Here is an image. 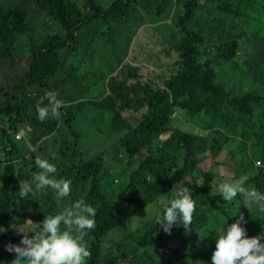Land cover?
I'll return each mask as SVG.
<instances>
[{
	"label": "trees",
	"instance_id": "1",
	"mask_svg": "<svg viewBox=\"0 0 264 264\" xmlns=\"http://www.w3.org/2000/svg\"><path fill=\"white\" fill-rule=\"evenodd\" d=\"M133 2L137 0H0V61L24 56L25 52L19 53L21 43L30 49L25 53V73L9 81L23 77L20 86L14 84L19 94L10 95L14 104L4 108L5 119L0 117L6 141L0 147V228L4 229L0 232V264L15 259L16 254L9 253L6 246L20 245V232L31 236L39 230L24 225L27 219L40 224L45 216H54L79 200L96 211L94 229L85 230L84 244L90 252L85 264H212L220 230L235 223L239 214L244 216L241 227L248 238L264 234V209L240 194L225 202L217 191L220 183L246 175L244 187L264 194V82L256 78L259 47L264 43V0H184L181 14L175 17L180 36L170 46L180 69L169 76L158 75L161 84L155 68L124 63L122 76L118 78L116 72L107 80V91L99 90V99L87 100L80 92L86 87L72 81L77 67H64L66 52H78L91 41L102 39L106 32L101 30H110L111 24L127 23L135 8ZM32 6L36 15H45L55 24L49 30L52 33L36 37L37 16L32 15ZM210 6L226 15L214 14L227 22L225 34L209 37L214 31L191 27L194 11L201 15ZM165 8L160 6L157 13ZM85 29L91 33L87 41L82 36ZM61 71L67 81H53ZM241 72L247 74V80ZM49 91L63 98L64 104L59 118L49 114L41 122L36 106ZM47 104L45 99L40 106ZM92 106L97 107L96 114L84 115ZM175 110L185 113L207 135L174 127ZM100 113L114 132L113 159L126 169L125 175L109 186L105 182L112 171L106 162L108 149L91 157L79 144L81 133L73 127L82 116L92 114L89 124L94 129ZM26 124L33 125L40 138L56 134L50 141L58 144V150L44 155L42 146L34 151L25 140H16L15 132ZM13 138L23 144L17 147ZM224 149L232 160H215V165H228L232 176L201 168L203 160L215 159ZM37 157L56 167V173L51 174L56 179L71 181L68 197H56L51 188L29 194L27 199L18 196L19 181L31 183L33 173L41 171L35 164ZM189 182L196 210L190 231L179 222L171 229L177 236L190 233L174 248L167 244L170 235L160 229L157 218L173 199L180 198ZM127 226L132 227L123 230ZM149 250L162 254L149 255V260L141 262L140 257Z\"/></svg>",
	"mask_w": 264,
	"mask_h": 264
},
{
	"label": "rangeland",
	"instance_id": "2",
	"mask_svg": "<svg viewBox=\"0 0 264 264\" xmlns=\"http://www.w3.org/2000/svg\"><path fill=\"white\" fill-rule=\"evenodd\" d=\"M104 1L108 2L110 0H100L101 3ZM80 2H83V0H80ZM13 4H16V2ZM183 4L184 0H144L141 2L140 0H137V2L132 3V6L136 9L132 7L133 11L130 12L129 20H126L127 23L124 22L123 25L118 23L111 24L110 30H108V28H103L101 30L106 32V35L103 36L102 39L91 41L89 45L86 44L84 47L80 48L78 52L72 51L71 49L66 52L67 55L65 57L64 65L67 70L73 65L74 67H77L76 70L72 71V81H76L78 87H86V90L84 88L80 89L81 96L87 100L96 101L99 99V90L103 93L107 91L108 78L118 71L120 74L124 63L134 64L140 69H147L149 67L155 68L157 71L156 76L161 84L162 78L159 77L160 75L169 76L173 72L176 73L180 69L179 65H177L178 56L170 46L171 43H174L175 39L180 36L179 28L175 24V17L181 14ZM162 5L166 7L165 10L163 9L164 11L162 10V13H157V9ZM31 10L32 15L37 16V18H35L36 28L34 32L36 37L52 33L53 31L49 30L50 28L55 27V24L45 15H36L34 6L31 7ZM215 13H221V11L215 6L207 7L201 15L199 13L196 15L195 10L191 27L194 29L214 31L208 35L209 37L213 33H219V35L225 34L228 31V24L223 21L220 16H215ZM221 15L226 17V15H223L222 13ZM40 27L46 30L43 31L39 29ZM88 32L87 29L83 30L82 36L85 41L89 40L91 37ZM173 32L175 33V37L172 36ZM214 39L209 40V44L213 43ZM18 47L20 51L19 53H26L30 50L23 45V43ZM259 48L260 53L257 56V60L260 61V63L256 72V78L261 82H264V43L261 44ZM25 53L23 54L24 56L18 55L19 57H15L12 61H0V117L3 119H5L4 108L10 104H14L10 95L19 94V89H15L14 84L20 86L23 77L17 79L13 83H10L9 81H13L14 75L22 76L25 73L24 68L27 66V56ZM123 68L124 72H127L125 67ZM62 72L63 71H61L53 81H67ZM241 74L244 76L245 80L248 79L247 74H243V72H241ZM120 76H122V74H120L118 78H120ZM89 112L96 114L97 107H89L84 115ZM90 117H92V114L85 118L82 116L73 124V127L78 129L77 132L81 133L82 137L79 140V144L87 149V152L91 157L96 153L98 154L99 152L108 149L106 162L108 167H111L112 171L106 176L105 182L108 183L109 186L113 184L114 180L117 181L122 175H125L126 169L121 167L122 163L120 165L118 162L119 160L113 159L112 154L116 150L115 145L111 144L114 138V132L111 131L106 116L100 113V116L96 117V123L98 125L94 129L90 128ZM172 125L184 131L192 132L195 129L199 135H207V132L197 127L193 121H189L186 114L183 112L177 114L176 118L172 121ZM64 128L65 126H63V129ZM101 128L108 131L102 133L99 131ZM24 140L27 142L26 138ZM14 143L17 147H20L23 144V142H17L15 139ZM4 145H6V141L2 136L0 128V147L2 148ZM228 151L229 150L224 149L215 159L210 158L208 160H203L200 163L201 168L203 170H215L225 176H232L231 168L228 165H215L216 161L222 162L224 160H232V155L229 154ZM1 160L2 158L0 157V162ZM54 162L56 164V157ZM27 172H29V170H23V173ZM188 181H190V179L184 183L186 184ZM191 185L192 182H189L187 188L191 189ZM45 204L47 205V203ZM55 205L59 206L57 203H55ZM34 208H37L36 203ZM38 211L40 213L45 212L41 209H38ZM130 227L132 226H127L123 230H129ZM210 231H212V227H210ZM168 235L170 236L167 244L177 248L180 242L187 238L190 233H183L180 236H177L176 233L171 231ZM142 251L144 250H139V252ZM148 253V255H142L140 257L141 262L149 260L151 256H160L162 251L152 252L149 250ZM137 260L136 262L139 261Z\"/></svg>",
	"mask_w": 264,
	"mask_h": 264
},
{
	"label": "clouds",
	"instance_id": "3",
	"mask_svg": "<svg viewBox=\"0 0 264 264\" xmlns=\"http://www.w3.org/2000/svg\"><path fill=\"white\" fill-rule=\"evenodd\" d=\"M45 99L48 104L41 107ZM62 105L63 101L57 99V93L46 92L36 106L37 118L41 122L46 120L49 114L53 118H59V109ZM174 112L179 113L177 110ZM173 114L172 120L177 116ZM35 164L41 171L33 173L31 183L26 180L19 181L18 196L20 198L27 199L29 194L34 195L36 191L45 188H51L55 196L60 199L69 196L71 181L64 178L56 179L52 176L51 174L57 171L53 164L40 157L36 158ZM247 179L245 175L231 183H220L217 191L225 202H231L237 194H240L264 209V194L255 189L247 190L244 187ZM213 183L216 182L213 181ZM189 193V188L185 187L179 193L180 198L173 199L162 217L157 218L160 229H163L165 233L170 234L177 222L186 232L190 231L196 203ZM95 215L96 211L91 205L86 204L84 200H79L54 216H45L40 224L27 219L24 225H35L39 230L31 233V236L20 232L22 234L20 245L6 246L9 253L16 254L11 264H85L86 258L90 257V252L84 244V237L88 234L85 230L94 229L95 220L92 217ZM242 223H245L244 216L239 214V219L235 223L220 230L221 234L215 240L212 264H264V243H261L264 234L248 238L246 229L241 227ZM61 224L64 226L63 231H61ZM3 231L4 229L0 228V232Z\"/></svg>",
	"mask_w": 264,
	"mask_h": 264
},
{
	"label": "crops",
	"instance_id": "4",
	"mask_svg": "<svg viewBox=\"0 0 264 264\" xmlns=\"http://www.w3.org/2000/svg\"><path fill=\"white\" fill-rule=\"evenodd\" d=\"M64 67H65V65H64ZM57 99H59V100L64 102L63 98L57 97ZM18 131H23L24 132V137L23 138L24 139L26 138L28 145L31 146L30 150H33V149L36 150V148L38 149L40 146H42L44 155L50 153V151H52L53 149L58 150L56 148V147H58V144H55V143L50 141L51 137L56 135V134L40 138L39 137V133L37 134V132L35 130V127L33 125H29V124L20 126ZM62 131H63V129H62ZM63 133H66V129H64ZM192 133L199 134L198 132H196L195 129L192 131ZM37 136L39 138L36 139ZM36 145H37V147H36Z\"/></svg>",
	"mask_w": 264,
	"mask_h": 264
},
{
	"label": "built area",
	"instance_id": "5",
	"mask_svg": "<svg viewBox=\"0 0 264 264\" xmlns=\"http://www.w3.org/2000/svg\"><path fill=\"white\" fill-rule=\"evenodd\" d=\"M176 112H174V114H173V116H176ZM23 137H24V132L23 131H17V132H15V139L16 140H21V139H23ZM257 164H259V163H257Z\"/></svg>",
	"mask_w": 264,
	"mask_h": 264
}]
</instances>
